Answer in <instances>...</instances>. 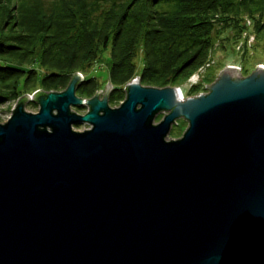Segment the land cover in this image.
Returning <instances> with one entry per match:
<instances>
[{"label":"water","instance_id":"obj_1","mask_svg":"<svg viewBox=\"0 0 264 264\" xmlns=\"http://www.w3.org/2000/svg\"><path fill=\"white\" fill-rule=\"evenodd\" d=\"M82 80L0 122V264H264V66L184 99L136 77L115 107Z\"/></svg>","mask_w":264,"mask_h":264},{"label":"trees","instance_id":"obj_2","mask_svg":"<svg viewBox=\"0 0 264 264\" xmlns=\"http://www.w3.org/2000/svg\"><path fill=\"white\" fill-rule=\"evenodd\" d=\"M245 17L264 39V0H0V102L65 89L109 43V104L134 76L144 86H181L209 52L239 41ZM208 71L188 95L214 79ZM95 86L84 78L75 93L89 98Z\"/></svg>","mask_w":264,"mask_h":264},{"label":"rangeland","instance_id":"obj_3","mask_svg":"<svg viewBox=\"0 0 264 264\" xmlns=\"http://www.w3.org/2000/svg\"><path fill=\"white\" fill-rule=\"evenodd\" d=\"M242 30L243 31L241 32V36L239 37L238 42H236L235 44L234 43L228 44L227 42H224L225 44H227L228 49H222V47H218V48L216 47L215 50L208 53L206 62L208 61V59L214 62L209 68L208 72L214 74L215 77L211 82L205 83L200 89V92H206L207 91L206 85L212 83L215 80L219 71L227 65L229 66L232 64L239 65L241 67L240 72L242 73L243 76L251 73L256 66L259 65L264 66V39H258L256 37V32L253 28V23L248 17L244 18V26ZM222 35L223 36L221 37L224 38L225 36H230V33L229 31H227L224 32ZM222 41H226V39ZM110 47L111 44L109 43L108 46L104 50H102V52L99 54L98 60L93 64V66L89 71H86L83 74L79 72L83 76V79L94 78L96 89L92 96H94L99 90H101L99 97L102 98L106 90V85L103 84L109 83L111 85L112 88L109 91L110 94L114 89V85L109 80V71L111 65ZM206 62H204L203 64H205ZM142 64L143 63L141 62V55L139 53L136 60V65L139 70ZM136 77L139 76H134L133 78H131L130 80H128L123 84L122 90H124L123 91L124 97L121 100L115 101L114 103L110 104L112 107L118 106L119 103L124 100L125 88L127 83ZM102 85H103V89H102ZM182 87L183 86H181V88ZM39 89L40 88H37L36 90L32 92H27L26 94L31 96L35 91ZM183 89L186 93L187 92L186 89L185 88ZM184 91H183L184 96L185 97L188 96L187 93H186L187 95H185ZM89 98L84 97L83 99L86 100ZM16 102L17 100H7L4 102H0V122H4L7 120ZM25 109L27 111L36 112L38 110V106H34L33 104L27 103L25 105ZM72 109L79 114H83L86 112L87 106L83 105V107H81L80 109H78L77 107H72ZM163 115L164 113L159 114L156 117L155 122L159 121ZM186 126H187V122L183 118L176 119V122L171 126L168 138L176 139L180 137ZM88 127L89 125L86 123H81L79 125L76 124L73 126V128L76 130H83Z\"/></svg>","mask_w":264,"mask_h":264},{"label":"built area","instance_id":"obj_4","mask_svg":"<svg viewBox=\"0 0 264 264\" xmlns=\"http://www.w3.org/2000/svg\"><path fill=\"white\" fill-rule=\"evenodd\" d=\"M212 63H214L213 61H210L208 59V61L203 64L202 66H200L181 86H183L181 88V86H178V90H179V96L181 99H184L185 96L183 94V91L185 88L186 91H188L191 87L199 85L200 83L202 84L201 80L204 77L205 73L207 72V70L211 67ZM232 66H235L237 68H239L241 70V67L239 65H234L232 64ZM185 93V91H184ZM185 95H187L185 93Z\"/></svg>","mask_w":264,"mask_h":264},{"label":"flooded vegetation","instance_id":"obj_5","mask_svg":"<svg viewBox=\"0 0 264 264\" xmlns=\"http://www.w3.org/2000/svg\"><path fill=\"white\" fill-rule=\"evenodd\" d=\"M110 94V93H109ZM109 96V95H108Z\"/></svg>","mask_w":264,"mask_h":264}]
</instances>
